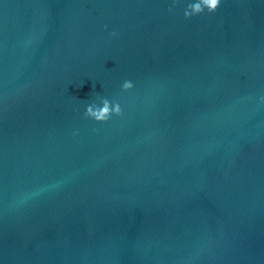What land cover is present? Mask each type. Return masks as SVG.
<instances>
[{"label":"water","instance_id":"1","mask_svg":"<svg viewBox=\"0 0 264 264\" xmlns=\"http://www.w3.org/2000/svg\"><path fill=\"white\" fill-rule=\"evenodd\" d=\"M170 2L0 0V264H264V0Z\"/></svg>","mask_w":264,"mask_h":264},{"label":"clouds","instance_id":"2","mask_svg":"<svg viewBox=\"0 0 264 264\" xmlns=\"http://www.w3.org/2000/svg\"><path fill=\"white\" fill-rule=\"evenodd\" d=\"M224 0H187L183 9V16L185 19H191L193 16L201 14L215 13ZM177 0H171L168 4V11L172 12L176 6ZM116 35L115 32L112 33ZM135 84L130 79H124L120 88L123 92L133 90ZM264 99V98H262ZM99 102L86 103L83 105V116L86 119L95 121L97 124H104L110 121L114 116L120 117L123 115V108L121 103L116 99H110L108 97H98ZM61 181H56L51 185L36 186L30 192H25L19 195L17 199L13 200V205L17 203H23L29 197H34L42 194L49 187H56Z\"/></svg>","mask_w":264,"mask_h":264}]
</instances>
